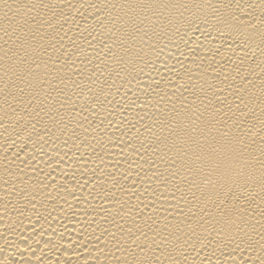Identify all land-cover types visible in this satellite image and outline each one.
I'll return each instance as SVG.
<instances>
[{"label":"bare ground","instance_id":"1","mask_svg":"<svg viewBox=\"0 0 264 264\" xmlns=\"http://www.w3.org/2000/svg\"><path fill=\"white\" fill-rule=\"evenodd\" d=\"M0 264H264V0H0Z\"/></svg>","mask_w":264,"mask_h":264}]
</instances>
